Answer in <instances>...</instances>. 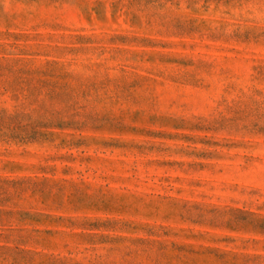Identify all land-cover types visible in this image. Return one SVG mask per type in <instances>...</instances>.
<instances>
[{"label": "rangeland", "instance_id": "obj_1", "mask_svg": "<svg viewBox=\"0 0 264 264\" xmlns=\"http://www.w3.org/2000/svg\"><path fill=\"white\" fill-rule=\"evenodd\" d=\"M0 264H264V0H0Z\"/></svg>", "mask_w": 264, "mask_h": 264}]
</instances>
